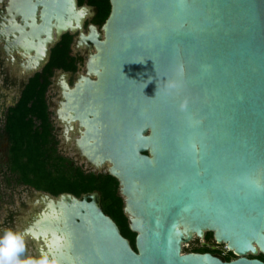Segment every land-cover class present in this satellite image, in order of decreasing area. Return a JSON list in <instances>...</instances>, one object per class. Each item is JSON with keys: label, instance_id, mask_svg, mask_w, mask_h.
<instances>
[{"label": "water", "instance_id": "obj_1", "mask_svg": "<svg viewBox=\"0 0 264 264\" xmlns=\"http://www.w3.org/2000/svg\"><path fill=\"white\" fill-rule=\"evenodd\" d=\"M44 1V22L15 42L37 51L30 68L54 29L93 44L86 74L59 77V115L82 157L118 178L137 235L134 249L95 191L40 195L31 237L48 251L32 228L45 229L63 264H264L249 257L264 254V0H111L88 34L76 0ZM207 231L236 257L183 251Z\"/></svg>", "mask_w": 264, "mask_h": 264}, {"label": "trees", "instance_id": "obj_2", "mask_svg": "<svg viewBox=\"0 0 264 264\" xmlns=\"http://www.w3.org/2000/svg\"><path fill=\"white\" fill-rule=\"evenodd\" d=\"M70 39L71 36L65 37L63 41L66 44L55 47L44 74L39 73L28 80L18 101L5 114L3 133L9 143L8 168L18 183L54 196L68 192L82 197L84 194L99 192L103 210L113 217L122 234L130 239L136 249L137 232L131 229L125 213V201L119 190L118 178L107 171H87L73 159L61 154L58 149L47 91L52 83L53 67L60 66L66 70L75 68L74 64L68 65L64 62V59L70 57ZM205 239L206 242L213 240V232L207 231ZM191 251L214 250L204 244ZM217 255L226 260L236 257L232 251L222 255L221 250H217ZM249 257L264 259V254H249Z\"/></svg>", "mask_w": 264, "mask_h": 264}, {"label": "flooded vegetation", "instance_id": "obj_3", "mask_svg": "<svg viewBox=\"0 0 264 264\" xmlns=\"http://www.w3.org/2000/svg\"><path fill=\"white\" fill-rule=\"evenodd\" d=\"M76 3L78 9L83 8L84 11H86V15L83 21L84 33L86 34L89 33L91 25L97 26L98 29L102 31V27L112 10L111 0H76ZM44 8H45L44 0H0V61H2L3 64H5V68H4V73L6 75L4 80L5 84L9 85L10 90H12V92L14 93V95L12 96L11 103L5 107L6 112L8 111L9 107L14 105L18 101L21 94L23 93V90L28 80L39 73H42V75L44 74V69L50 62L55 47L58 45L62 46L63 44H66V41L63 40L65 37L67 38V36H71L69 43L70 57L64 59V62L68 63V65L74 64L75 68L66 70L60 66L53 67L54 70L52 74V83L50 87L52 85L55 86V83L53 84V77L57 75L66 76L68 83L71 84V86H73V84L80 77V75L87 73V63L90 56V52L91 49L92 51H95V48L91 43L87 44L81 42V37H80L81 29H77L74 31L70 29L66 30L59 37L57 36L56 29H54L55 42L49 46L48 53L44 62H42L40 66L33 65L32 68L27 66V61L29 60L30 57L36 55L37 51L33 50V52L30 55L24 48H22L16 42L22 35L30 31L32 24L36 26H40L44 22L43 21ZM105 11H106V16L104 17ZM4 29L7 31V35H3L1 33V31H3ZM14 44L15 46L16 45L17 46L14 47ZM90 44L92 45V48L90 47L91 46ZM3 57L4 59L1 60ZM48 91H47V96H48ZM58 91H59L58 92L59 93L58 100H59L63 96H62L61 88ZM51 121L54 126L53 132L56 137V140L58 141V149L60 153L73 159L69 154H67L66 152H62L60 150V140L58 137V131L60 130L61 126L59 121L54 122L52 118V112H51ZM74 126L75 129H77L78 123H74ZM72 132L75 133L74 131ZM3 136L7 141V136L4 134ZM6 143L8 146L9 144L8 141ZM67 146L68 145L65 144V146L63 147L67 148ZM73 153L78 158L82 157L81 153L77 150L76 146H74L73 148ZM7 163H8V156H7ZM87 164L88 166L91 167L88 161ZM81 166L83 167V165ZM83 168L85 169V167ZM86 170L88 171L92 169H86ZM7 176H6V180L7 183H9L10 185L17 184L31 188L25 184L18 183L12 177V173L10 172V169H9V174ZM209 243L210 242H205L206 245L210 246ZM210 247L214 250L212 251V253L217 254L218 249L216 245ZM257 258L264 261L263 258L260 257Z\"/></svg>", "mask_w": 264, "mask_h": 264}, {"label": "rangeland", "instance_id": "obj_4", "mask_svg": "<svg viewBox=\"0 0 264 264\" xmlns=\"http://www.w3.org/2000/svg\"><path fill=\"white\" fill-rule=\"evenodd\" d=\"M5 48V47H4ZM4 57L1 59L3 60ZM5 64L0 61V233L7 228H14L17 230L28 229L34 222L36 216H38L43 210L46 209V202L41 201L38 197L42 194L49 195L44 191H37L33 188H28L22 185L7 183L6 176L9 174V168L7 164V141L3 136V126L5 121L6 106L12 101L14 93L10 90L9 85L5 84ZM60 75L53 77V84L48 91V100L50 103V109L52 112V118L54 122H60V130L58 131V137L60 140V150L69 154L73 160L80 165H83L85 169L95 170L94 167H90L87 164L86 159L78 158L73 153L75 146V138L77 133L68 131L70 140L65 135V125L60 119L59 108L61 99L59 97V83ZM71 85V84H70ZM55 87V89H54ZM58 124V123H57ZM59 126V125H58ZM62 128V129H61ZM67 142V143H66ZM67 146L64 148L63 146ZM107 171L106 167L101 169L100 172ZM52 197V195H49ZM32 234V233H31ZM206 242L205 238L195 237L189 242L183 244V251L188 252L196 247L204 245ZM210 246L216 245L218 250L224 249V244L216 243L215 238L209 241ZM45 247V243L41 238L33 239L31 235L27 238V251L26 255L38 256L41 250Z\"/></svg>", "mask_w": 264, "mask_h": 264}, {"label": "clouds", "instance_id": "obj_5", "mask_svg": "<svg viewBox=\"0 0 264 264\" xmlns=\"http://www.w3.org/2000/svg\"><path fill=\"white\" fill-rule=\"evenodd\" d=\"M30 235V229L3 230L0 233V264H63L60 257L47 250H41L38 256L26 255L27 238Z\"/></svg>", "mask_w": 264, "mask_h": 264}, {"label": "bare ground", "instance_id": "obj_6", "mask_svg": "<svg viewBox=\"0 0 264 264\" xmlns=\"http://www.w3.org/2000/svg\"><path fill=\"white\" fill-rule=\"evenodd\" d=\"M82 10V9H81ZM83 12H84V17H85V15H86V11H84V9L82 10ZM48 205H49V207H48V210H49V208L51 207V205H50V203H48ZM47 210V211H48ZM47 211H46V213H47ZM45 213V214H46ZM45 214H43L39 219H41ZM38 219V220H39ZM37 220V221H38ZM32 229H35V231H34V235H37V236H44L45 238H47V243H48V252H50L52 255H54L53 254V252H52V242H53V240H52V238L49 236V234H48V232L45 230V229H43L42 227H39V226H34ZM44 250H46V249H44Z\"/></svg>", "mask_w": 264, "mask_h": 264}, {"label": "built area", "instance_id": "obj_7", "mask_svg": "<svg viewBox=\"0 0 264 264\" xmlns=\"http://www.w3.org/2000/svg\"><path fill=\"white\" fill-rule=\"evenodd\" d=\"M222 244H224V247H225L224 249L221 250L222 255H225V254L229 253L230 251H232V250L228 247V245H227L226 243H222Z\"/></svg>", "mask_w": 264, "mask_h": 264}]
</instances>
